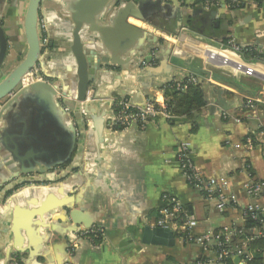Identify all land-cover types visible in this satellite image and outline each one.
Listing matches in <instances>:
<instances>
[{
	"label": "crops",
	"instance_id": "0c3cea01",
	"mask_svg": "<svg viewBox=\"0 0 264 264\" xmlns=\"http://www.w3.org/2000/svg\"><path fill=\"white\" fill-rule=\"evenodd\" d=\"M205 1L124 0L96 15L92 0H42L43 50L36 67L42 81L52 82L57 93L44 95L30 89L35 82L21 83L0 101V264L6 263L9 250V259L16 256L20 264H195L203 257L214 258V248L177 232L173 244L144 241L145 227L159 226L165 195L179 199L199 220L193 234L245 223L241 209L252 198L244 183L250 170L264 179V135L259 133L264 128V63L243 58L263 73L248 76L222 61L209 58L205 64L199 51L234 37L242 47L257 45L264 53V5L262 0H241L236 16V10L206 7ZM28 4L0 0V23L9 40L0 81L28 52ZM80 18L87 59H110L97 71V100L90 102L87 118L75 99L73 28ZM191 75L203 80L208 101L193 117L159 116L145 128L97 130L112 99L126 97L137 105L148 98L163 102L167 83ZM58 90L68 97L65 101ZM248 100L254 101L251 109L245 105ZM223 111L242 121L224 119ZM71 125H76L79 140L70 155ZM254 130L259 131L251 148L245 140ZM182 141L191 142L196 168L215 184L227 182L237 204L221 211L216 199L191 187L177 162ZM41 150L52 161L39 159ZM52 162L64 165L45 168ZM25 169L36 173L26 175ZM43 169L48 171L37 173ZM89 226L104 229L98 243L77 241L79 228ZM74 242L77 248L71 252Z\"/></svg>",
	"mask_w": 264,
	"mask_h": 264
},
{
	"label": "built area",
	"instance_id": "2783aa9c",
	"mask_svg": "<svg viewBox=\"0 0 264 264\" xmlns=\"http://www.w3.org/2000/svg\"><path fill=\"white\" fill-rule=\"evenodd\" d=\"M241 0H206V7H224L228 10H238L241 6ZM264 5V0H262ZM45 31V26L42 25ZM48 39L43 38V42L47 43ZM215 52H233L239 60L242 62L244 59L241 56L242 46L237 43L234 37L229 38L220 47L212 48ZM209 56V55H208ZM244 66L240 69V72L248 75L255 76L258 74L256 69L257 65L247 63L245 60L242 62ZM240 67V66H239ZM255 68V70H254ZM38 68L35 67L29 74H27L21 83H33L42 81ZM258 70V69H257ZM197 77L191 75L186 83L182 81H176L178 88H186L188 82H196ZM58 96L65 101L68 97L65 94H61L58 90ZM97 100L93 89H89L86 99L78 101L80 111L83 117H88V105L90 102ZM246 107L251 109L254 107V101L248 100ZM111 110L106 115L105 126L109 130H118L128 128L136 125L141 128H145L149 122L156 119L159 116H163L171 119L173 116L167 108L165 101L159 102L156 98H148L142 105L133 104L130 99L123 97L118 99H112ZM66 111H70L68 106H63ZM223 118L227 120H233L240 123L242 120L235 117L229 111H223ZM259 129V128H258ZM254 130L248 134L245 144L248 147L253 148L255 146V136L257 134ZM260 134L264 135V128L260 129ZM238 146V145H237ZM177 162L180 165L181 171L191 187L198 190L202 195L209 199H216V207L224 211L232 204H237V195L229 190L227 182L221 184H215L213 181L206 178L195 166L192 158L191 142L182 141L177 148ZM247 182L244 183L245 193L252 198V201L243 206L241 209L242 216L245 220L244 224L232 223L229 225H223L213 231H204L201 234H193L190 231L195 229L199 225V220L191 217L183 203L174 196H164V206L161 208L160 217L157 224L162 227H168L175 233L184 234L183 239L189 240L198 245L204 247H212L215 251V257L203 261L198 259L195 264H225L226 259L235 255L240 256V263H247V260L253 256V252L249 251L247 244L258 238L264 237V179H259L252 174ZM251 220L252 225L247 226L246 221ZM104 234V229L97 226L80 227L77 232L78 240H88L94 243L101 241ZM76 242L71 245L70 251L73 252L76 249ZM9 264H20L18 258L12 257ZM69 264V263H64Z\"/></svg>",
	"mask_w": 264,
	"mask_h": 264
},
{
	"label": "water",
	"instance_id": "95a60500",
	"mask_svg": "<svg viewBox=\"0 0 264 264\" xmlns=\"http://www.w3.org/2000/svg\"><path fill=\"white\" fill-rule=\"evenodd\" d=\"M42 0H29L28 9L24 21V30H25V38L28 44V52L24 60H22L2 81H0V101L8 97L9 95L13 94L16 89L18 88L19 84H21L23 78L29 74L39 63L40 56L42 54V42H41V33L39 29V20H40V6ZM124 0H92V12L96 15L105 11L106 8L109 7L110 4L113 3V7L120 5ZM84 9V5L80 9L82 13ZM213 14L217 12V9H214ZM234 14L237 16L238 10L234 11ZM81 17V16H80ZM75 26L73 28V51L75 56V64H76V73L78 75V82H77V91L75 92V99L76 101H83L86 99L87 92L89 89L95 88L94 81L97 77V71H99L102 66L107 65L110 63L109 57H104L98 61H89L84 53L82 37H81V30L83 28V22L80 18L79 20H74ZM9 46V40L7 36V32L0 23V66L6 56L7 49ZM103 61V63H101ZM96 62V63H95ZM113 62V61H111ZM103 64V65H102ZM30 89L34 91H41L44 95L47 93L56 94V89L52 82L47 81H38L33 83L30 86ZM48 95V94H47ZM89 106V105H88ZM61 108V107H60ZM63 108V107H62ZM61 108V110H63ZM105 116H102L98 119L96 128L98 131H101L102 128L105 127ZM71 136L68 138L67 141L70 142V149L69 154L73 152L76 143L79 140V132L77 130L76 125L70 126ZM41 149V148H40ZM44 150H41V156L39 159H42L44 162L52 161V158L49 156L45 157L42 155ZM69 155V156H70ZM65 160H68L66 158ZM34 163L41 164V160H33ZM65 162V161H64ZM62 162V163H64ZM62 163H54L47 164L45 163V168L53 169L61 168L64 164ZM43 169L42 172L37 171V173H45L48 170ZM36 173L33 169H25L24 174L28 175L31 173ZM144 241L146 242H153L157 244H173L175 241V232L168 227L162 226H146L145 233H144ZM11 254V250L7 253L6 263L9 264L10 259L9 256ZM236 264L240 263V256L235 255L232 257ZM9 259V260H8ZM5 263V264H6ZM247 264V263H244Z\"/></svg>",
	"mask_w": 264,
	"mask_h": 264
},
{
	"label": "trees",
	"instance_id": "16d2710c",
	"mask_svg": "<svg viewBox=\"0 0 264 264\" xmlns=\"http://www.w3.org/2000/svg\"><path fill=\"white\" fill-rule=\"evenodd\" d=\"M241 56L245 59L251 58L254 61L264 63V53L257 45L242 47ZM205 74L203 73V75ZM196 77L197 81L188 82L184 89L178 88L176 81H170L163 87L167 108L172 116H186L191 118L196 112L207 105L208 101L203 88V80L200 81L198 75ZM188 79L182 82L186 83ZM250 172L254 174L253 170H250ZM252 224L253 222L251 220L246 221L247 226ZM247 247L249 251L253 252V256L247 260V264H264V237L250 241ZM201 260L206 261L207 258L203 257ZM225 264H233V258H227Z\"/></svg>",
	"mask_w": 264,
	"mask_h": 264
},
{
	"label": "bare ground",
	"instance_id": "6f19581e",
	"mask_svg": "<svg viewBox=\"0 0 264 264\" xmlns=\"http://www.w3.org/2000/svg\"><path fill=\"white\" fill-rule=\"evenodd\" d=\"M227 52H230V51H227ZM230 53H233V52H230ZM234 54V53H233ZM208 55L210 57V59L212 61H222L224 64H227V65H233V67H236L238 70H240L239 68H242L244 66V64L242 62H235L233 61L232 59L228 58V57H224L222 56L220 53H217V52H208ZM240 66V67H239ZM255 70V69H254ZM257 71V70H256ZM258 73H261V72H258ZM263 74V73H261ZM264 75V74H263ZM264 82V81H263Z\"/></svg>",
	"mask_w": 264,
	"mask_h": 264
},
{
	"label": "rangeland",
	"instance_id": "374dc122",
	"mask_svg": "<svg viewBox=\"0 0 264 264\" xmlns=\"http://www.w3.org/2000/svg\"><path fill=\"white\" fill-rule=\"evenodd\" d=\"M208 49H209V50H210V49H211V50H215V49H212V48L209 47V48L206 49V51H204L203 49H202L201 51H199V54H201L202 59L204 58L203 61H204L205 64H206V61L209 60V58H210V57L207 55V51H208ZM225 53H227V54H229V55H232V56L238 58V57H237L235 54H233V53H230V52H225ZM243 61H244V60H243ZM243 61H242V62H243ZM208 67H209V66H208ZM257 67H258V66H257ZM209 69H211V68L209 67ZM257 69H259V67H258ZM211 70H212V69H211ZM212 71H214V70H212ZM259 87H260V86H259ZM263 87H264V85L261 86L262 89H264Z\"/></svg>",
	"mask_w": 264,
	"mask_h": 264
}]
</instances>
